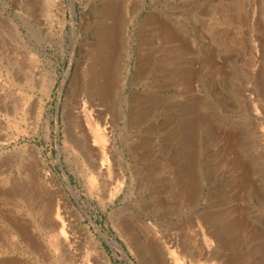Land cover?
Wrapping results in <instances>:
<instances>
[{
  "label": "rangeland",
  "instance_id": "374dc122",
  "mask_svg": "<svg viewBox=\"0 0 264 264\" xmlns=\"http://www.w3.org/2000/svg\"><path fill=\"white\" fill-rule=\"evenodd\" d=\"M0 264H264V0H0Z\"/></svg>",
  "mask_w": 264,
  "mask_h": 264
},
{
  "label": "bare ground",
  "instance_id": "6f19581e",
  "mask_svg": "<svg viewBox=\"0 0 264 264\" xmlns=\"http://www.w3.org/2000/svg\"><path fill=\"white\" fill-rule=\"evenodd\" d=\"M104 1V0H103ZM103 8V7H102ZM112 14V13H111ZM107 58V57H106ZM95 64H98L99 65V63H95ZM98 65H97V67H98ZM100 67H101V64H100ZM220 67V66H219ZM102 90L100 89V90H97V91H95V93L96 94H99V95H101V92ZM258 112V111H257ZM87 113V112H86ZM87 114H89V113H87ZM87 118V117H86ZM88 122L90 123V115L88 116ZM229 134V133H228ZM232 135V134H231ZM231 138V137H230ZM234 138V137H233ZM97 139V138H96ZM95 140V139H94ZM232 140V139H231ZM96 141V140H95ZM228 147V146H227ZM243 176V175H242ZM232 187V186H231ZM52 207V206H51ZM43 208V207H42ZM46 209V208H45ZM51 212V211H50ZM51 214V213H50ZM47 215V214H46ZM49 215V214H48ZM238 216V215H237ZM241 218V217H240ZM51 220H52V218H51ZM48 221V220H47ZM50 221V220H49ZM50 227H53L52 229H54L55 228V223H53V222H50ZM63 228H61V230H62ZM62 232H63V230H62ZM253 233V232H252ZM59 238H61V237H59V236H55L52 240H53V243H54V245H58L59 244V242H60V239ZM63 242V241H62Z\"/></svg>",
  "mask_w": 264,
  "mask_h": 264
}]
</instances>
